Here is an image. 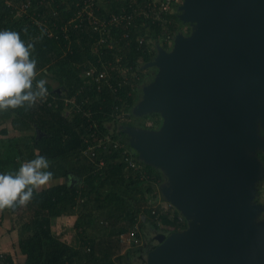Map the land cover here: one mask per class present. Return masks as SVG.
Returning <instances> with one entry per match:
<instances>
[{"label": "water", "instance_id": "obj_1", "mask_svg": "<svg viewBox=\"0 0 264 264\" xmlns=\"http://www.w3.org/2000/svg\"><path fill=\"white\" fill-rule=\"evenodd\" d=\"M177 15L190 29L156 44L132 108L161 122L119 125L187 220L155 233L146 264H264V0H183Z\"/></svg>", "mask_w": 264, "mask_h": 264}, {"label": "trees", "instance_id": "obj_2", "mask_svg": "<svg viewBox=\"0 0 264 264\" xmlns=\"http://www.w3.org/2000/svg\"><path fill=\"white\" fill-rule=\"evenodd\" d=\"M77 1L54 0L45 8L49 21L60 26L64 24L80 7ZM123 1L100 0L99 13L116 12L124 5ZM14 12L13 6L0 0V31L19 32L25 41L31 38L35 44L33 56L38 60L37 70L41 72L37 79H46V87L57 96L64 92L71 94L81 82L77 64L94 57L91 45L97 33L69 27L68 36L61 30L58 38H52L28 16L15 17ZM172 16L181 21L177 13ZM170 26L178 30L175 24ZM162 32L163 29L156 25L144 30L148 38L153 35L159 37ZM124 49L129 62L140 66L156 54V47L150 50L146 43L140 44L135 39ZM81 95L90 97V103L86 104L94 110L90 120H97L101 128L107 129L106 121L110 118L115 92L104 87L99 91L85 90ZM54 103L48 105L43 99L29 111L0 112V123L12 118L14 127L26 131L19 136L0 138V173L17 171L21 163L34 159L36 155L47 157L51 162L49 170L54 173V180L46 190L35 195L26 207L14 210L15 223L19 225L18 248L15 252L0 250V264H13L15 253L25 256L24 264H142L146 259L145 248L153 247L158 241L154 238L157 242L150 243L146 239L133 247L120 238L122 233L134 229L140 240L143 236L140 231H144L148 223L159 230L160 221L167 220V214L159 209L158 214L154 213L149 205L148 194L155 191L154 183L146 181L143 185L139 174L119 160L118 150L101 151L94 159L82 154L84 136L90 125L88 116L82 112H68L60 98ZM147 115L134 116L131 112L133 119L126 122L137 124L135 118H146ZM150 115L157 123L160 122L158 113ZM38 128L42 130L40 135L36 131ZM1 130L3 133L8 131L7 127ZM100 157L105 159L106 165L97 168ZM145 167L153 174L155 183L163 177V173L152 165L145 164ZM71 175L79 176L80 180L72 183ZM62 215H75L72 220L76 228L73 239L53 230L54 219ZM167 229L171 232L179 227ZM144 233V237L148 236L147 231ZM137 256L139 258L135 259Z\"/></svg>", "mask_w": 264, "mask_h": 264}, {"label": "built area", "instance_id": "obj_3", "mask_svg": "<svg viewBox=\"0 0 264 264\" xmlns=\"http://www.w3.org/2000/svg\"><path fill=\"white\" fill-rule=\"evenodd\" d=\"M4 1L13 6L15 17L25 14L33 22L41 25L44 32L49 36H58L61 30L65 36H68L69 27L89 29L95 34L97 33L93 36L91 45L94 57L77 64L81 76V82L78 86L71 94L64 92L59 96L48 88L49 94L44 100L48 105H53L60 98L68 112H82L90 120L94 110L91 106H86L90 97L81 95L82 92L91 89L99 91L104 87L112 89L115 92V101L112 104L110 118L106 121L107 129L101 128L97 120H90L89 131L84 136L85 143L81 153L90 159H94L101 151L118 150L119 160L123 161L128 169L136 171L142 178L148 179L150 172L141 163L137 152L129 142V138L123 134L124 132L119 127L121 123L131 119L132 110L130 106L132 105L133 108L139 99L147 77L145 69H141L143 66L129 62L124 46H128L132 39L140 44L146 43L150 50L156 47L157 43L166 47L172 46L178 30H173L170 25L175 24L178 29L181 28L186 31L185 25L187 24L177 21L172 16L178 13V6L183 0H124V5L118 11L102 13H99L101 6L98 1L100 0H78L77 4L80 7L61 26L57 22L51 23L49 14L45 10L54 0ZM152 25L163 29L159 37L155 35L146 37L144 30L150 29ZM133 33H135L134 38H130ZM113 120H115V124L112 129ZM151 120L156 122L152 117L148 120L143 119V122L146 121L147 126H155ZM136 122L140 125L145 124L138 120ZM105 165V159L100 157L97 161V168ZM159 194V190L148 194L152 211L158 214L159 209L160 212L167 214V219L172 217L177 221L178 227L182 228L184 224H187L185 216L170 203L158 198ZM160 225L161 228L164 227L163 220L160 221ZM120 239L130 245L140 244L134 229L122 233Z\"/></svg>", "mask_w": 264, "mask_h": 264}, {"label": "clouds", "instance_id": "obj_4", "mask_svg": "<svg viewBox=\"0 0 264 264\" xmlns=\"http://www.w3.org/2000/svg\"><path fill=\"white\" fill-rule=\"evenodd\" d=\"M27 31L25 28L26 35ZM34 51L31 38L25 41L19 32L0 31V112L29 111L48 96L46 79H37ZM50 167L47 157L36 155L21 163L17 171L0 173V212L26 207L35 195L46 190L54 180Z\"/></svg>", "mask_w": 264, "mask_h": 264}, {"label": "rangeland", "instance_id": "obj_5", "mask_svg": "<svg viewBox=\"0 0 264 264\" xmlns=\"http://www.w3.org/2000/svg\"><path fill=\"white\" fill-rule=\"evenodd\" d=\"M178 30H183V29H181V28H179ZM185 30L186 31H188L189 30V28H188V30L185 28ZM184 31V30H183ZM172 46H168L167 48H171ZM150 70H149V72H148V69L146 68V72L145 73H147L146 74V76L148 77V79L146 78L145 79V82H148L149 80H151L152 78H153V76H154V74H155V71H156V69L154 68V67H150L149 68ZM56 81H54V83H55ZM150 117H151V115L150 114H148L147 115V117L146 118H135V119H137L138 121H140V122H143V119H145V120H148V119H150ZM160 118V117H159ZM131 119H133V118H131ZM142 119V120H141ZM151 122H152V124H154L155 126H158L159 125V122L157 123V122H154V121H152L151 120ZM160 122H161V118H160ZM143 123H145L144 124V126H147V123H146V121L145 122H143ZM257 153H258V156L261 158V160L263 161V154L262 153H264L261 149H258V151H257ZM140 159V158H139ZM140 161H141V163H143L144 164V166H145V164H147V163H145L143 160H141L140 159ZM263 163H264V161H263ZM154 167V166H153ZM156 168V167H155ZM158 169V168H157ZM79 176H77V175H75V181H77V180H79ZM148 179H145V178H142L140 175H139V179L141 180V182H142V184L144 185V183H146V181H151V182H153L154 184H153V188H155L154 190L155 191H157V190H159V195H158V198H160V199H163V200H165L167 203H169V201L168 200H166V198L162 195V193H161V185H162V183L165 181V176H164V174H163V177L160 179V181H157V183H155V181L153 180V174H150L149 175V177H147ZM74 181V182H75ZM140 182V181H139ZM140 184V183H139ZM259 199L261 200V201H264V180H262V181H260V195H259ZM158 200V199H157ZM6 212H7V215L8 216H11V219L13 220V222H12V220H11V222L13 223V227L11 228V229H14V230H16V233H18L19 234V225L18 224H16L15 223V216H16V213L14 212V211H12V210H6ZM64 216H66V218L64 219H60V221L59 222H57V224L55 223L56 222V219H54V223H53V230L57 233V234H62L63 235V237H67V238H69V239H73L74 237H75V234H76V228L74 227V222L72 221L73 219H70L69 218V215H64ZM262 217H264V212L262 213ZM6 225H7V227L9 228L10 227V225H11V223H10V221L9 220H7L6 221ZM8 224H10V225H8ZM164 227H162L161 229H159V230H157L155 227H153V226H150V224L148 223L147 224V226H146V228H144V231H140V233L143 235V236H141V239H140V243H144L145 242V240L147 239V240H149L150 241V243H156L157 241L154 239V235H155V233H157V232H165V233H169V231H168V229L167 228H172V227H174V226H178L177 224V221L175 220V219H173L172 217L171 218H168L165 222H164ZM182 228H184V227H182ZM180 229V228H179ZM145 231H147L148 232V236H146V237H144L145 236ZM139 244V243H138ZM137 245V244H136ZM140 246V245H139ZM133 247H135V245H133ZM146 250H145V254L147 253V251L150 249V248H148L147 249V247L145 248ZM139 258V256H137V258H135V259H138ZM146 258V257H145ZM142 264H146V259H145V262H143Z\"/></svg>", "mask_w": 264, "mask_h": 264}, {"label": "crops", "instance_id": "obj_6", "mask_svg": "<svg viewBox=\"0 0 264 264\" xmlns=\"http://www.w3.org/2000/svg\"><path fill=\"white\" fill-rule=\"evenodd\" d=\"M62 1L70 3L71 0H62ZM39 35H40V33H38V36ZM49 37L58 38V36H49ZM38 73H39V75L41 74L40 71H38ZM50 73H51V75H50ZM50 73H47V75L52 76L53 72L50 71ZM47 75H44L45 78L50 79ZM54 85H57V84L54 83ZM0 119H2V118H0ZM12 122H13V119L12 118H8L5 122L0 123V138H7L9 136H15V135L19 136V135H22V134L26 133L25 130H19L18 128L14 127ZM3 127H7V129H8L7 133H3L2 132L1 129ZM37 133H38V131H37ZM74 217H75V215H70L69 216L70 219H73ZM63 218L65 219L66 216L62 215L61 217L57 218L55 223L57 224V222H59L60 219H63ZM7 220H9L10 223H11V225L8 224V225H10L9 228L6 225L7 224L6 223ZM11 220H12L11 216L7 215L6 210H4L3 212H0V250H3V251L6 250V251L15 252V249L17 250V248H18V244L17 243H18L19 234L16 233V230L11 229L13 227V223H12L13 220H12V222H11ZM53 226L54 225H52V227ZM15 254L16 255H15V260H14L13 264H24L25 256L23 254H18V253H15Z\"/></svg>", "mask_w": 264, "mask_h": 264}, {"label": "flooded vegetation", "instance_id": "obj_7", "mask_svg": "<svg viewBox=\"0 0 264 264\" xmlns=\"http://www.w3.org/2000/svg\"><path fill=\"white\" fill-rule=\"evenodd\" d=\"M185 28L188 30V28L190 29V27H189V25L187 24V25H185ZM189 31V30H188ZM263 155V161H264V153H262Z\"/></svg>", "mask_w": 264, "mask_h": 264}]
</instances>
